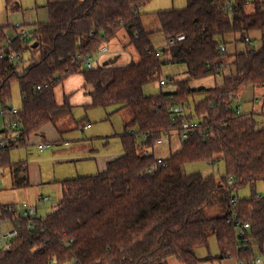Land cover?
Wrapping results in <instances>:
<instances>
[{"label": "trees", "instance_id": "obj_1", "mask_svg": "<svg viewBox=\"0 0 264 264\" xmlns=\"http://www.w3.org/2000/svg\"><path fill=\"white\" fill-rule=\"evenodd\" d=\"M149 1L48 0L47 20L28 29L27 38L15 36L11 44L22 55L30 51V63L22 67L23 62L0 58V106L10 109L13 82L19 84L23 102L10 117V126L20 123L16 144L11 139L0 154V168L10 169L12 188L29 186V178L27 162H12L10 149L72 111L67 100L58 105L54 93L69 75H83L93 99L88 108L106 109L108 117L125 108L132 113L119 135L123 155L95 175L62 181L61 200L45 217H15L7 205H0V221L9 220L17 229L10 248L0 250V264H168L171 258L200 264L212 259L196 254L197 248L208 247L211 236L221 258L253 264L258 254L264 255V195L257 191L264 183V126L258 127L254 111L237 114L235 102L245 87L264 86V0H253L251 13L245 0H187L183 9L160 11L161 31L174 40L161 49L153 45L141 19L140 9ZM4 28L0 53L7 52V45H1L8 38ZM121 30L138 53L137 61L96 69L73 63L77 55L95 53ZM178 35L184 40L176 41ZM253 35L260 46L253 45ZM230 43L235 46L232 74L221 85L191 86L222 72L226 51L220 46ZM239 43L244 47L238 48ZM165 65L184 66L187 77L170 75L167 82L175 85L174 91L145 94L147 85L161 80ZM38 85L42 89L37 91ZM177 106L184 108L182 114L173 111ZM183 119L198 120L200 129L189 131L181 148L150 172L158 159L157 140L172 131L180 136ZM217 162L225 164L220 179L187 170L191 163ZM245 188L249 197L234 196ZM214 207L222 213L209 217L206 211ZM232 209L250 224L246 241L227 224Z\"/></svg>", "mask_w": 264, "mask_h": 264}, {"label": "crops", "instance_id": "obj_2", "mask_svg": "<svg viewBox=\"0 0 264 264\" xmlns=\"http://www.w3.org/2000/svg\"><path fill=\"white\" fill-rule=\"evenodd\" d=\"M185 2L187 3V0H150L140 9L144 28L151 33L150 39L157 49L166 48L169 41V38L161 31V26L157 19V13L160 11L179 9L183 7ZM0 27L8 28L4 25H0ZM5 28L3 31L7 35L10 32ZM10 30L13 32V35L18 33V30H14L12 27H10ZM120 47L121 46H117V48L114 49L115 56L117 57L122 52L118 49ZM129 59L133 60V57L130 55ZM58 89V95L62 94L61 99H58L59 96H57ZM54 93L57 104L62 106L67 100L68 104L72 107V111L68 113L66 110V114L60 115L54 122L46 124L38 132L31 134L24 144L17 143V145L12 147L9 152V157L12 162H27L29 186L16 189L12 188V175L10 169L7 167L0 168L3 170L8 169L11 176L10 185H5L3 187L4 190H8L0 192V205H14L26 202L37 209L39 217H45L59 204L62 196V181L76 176H89L102 172L106 169L108 162L122 156L124 153V148L119 137L123 132L124 127L123 130H119L118 132H115V134H110V132H107L109 134H103L101 129L94 128L95 125L89 122L88 115H86L87 112L92 109L97 110V108H88V105H91L93 99L92 96L87 93L84 85V77L81 73L69 75L60 83V85L58 84L55 87ZM22 106V97L21 101L18 103L14 102L11 104L10 101V107L21 110ZM76 107L84 109V111H82L83 116L78 112L77 118L75 117L73 114V108ZM100 109L105 112V114H103V117H105L104 119L110 120L113 117H108V110L103 108ZM257 112L264 114L262 109L257 110ZM73 131H77V133ZM13 132L15 131H13L10 126V116H6L0 121V137H13L16 144V138L18 136L17 134L12 136ZM69 132H73L71 134L72 136L66 138V135L69 136L67 134ZM113 138H119L121 145L111 147L110 140ZM100 139H103V141L99 142ZM42 142L49 143L51 145L50 147L54 148V150L48 152L46 151L48 148H46L44 151H40L39 145ZM170 142L173 145L176 144L174 139ZM99 143L103 144L105 147L99 148ZM41 153L44 154L41 155ZM158 157L163 158L162 156ZM80 162H83L82 170L78 167ZM87 173H89V175H86ZM41 195H49V200L46 202L39 200ZM53 196L57 198L50 204L49 201H52ZM4 222L9 224L7 228H4ZM0 225L2 227L1 234L10 230L13 226L9 220L0 221ZM216 244L217 249L214 250V253L216 250L219 253L217 255L214 254V256L211 254L203 255L202 257L200 256V258L207 256L212 257L211 260L203 261L200 264H243L240 260L234 257L221 258L217 240ZM263 256L264 255L258 254V257L256 258L261 259L260 264H264ZM253 264L257 263L254 261Z\"/></svg>", "mask_w": 264, "mask_h": 264}, {"label": "rangeland", "instance_id": "obj_3", "mask_svg": "<svg viewBox=\"0 0 264 264\" xmlns=\"http://www.w3.org/2000/svg\"><path fill=\"white\" fill-rule=\"evenodd\" d=\"M47 2L48 0H0V25H4L8 27L7 29L9 30L10 33H8L7 31L8 33L7 36L9 37L14 36L13 32H11L10 30V27L13 28V26H15L16 24H20L24 28L31 30L34 27L35 23L46 21L48 18V13L46 9ZM186 6H187V3L185 2L183 7L179 9H183ZM246 8H248L247 11L251 13L253 12L254 5L252 3L247 4ZM118 35L119 36H116L114 39H112V42L110 41L107 44L110 52L109 54L104 56L103 63L115 57L116 54L114 52V49H116L117 46H121L118 49H120L122 52L121 54L118 55L119 58L115 64L120 65V66L125 65L126 63L130 62L129 61L130 55L133 57L134 61H137L139 59L138 53L136 52L135 48L130 44L129 38L127 36V32L125 30H121ZM251 37L253 40V45L255 47H258L261 45V40L260 38H258L257 35H253ZM5 44H6L5 39H3L1 42V45H5ZM237 47L238 48L244 47V43L237 44ZM234 51H235V46L231 43L227 44L226 53L224 54L225 67L222 70V72L218 74L216 77H208L200 81L194 80L192 81L191 86L195 88H204V87H212V86L221 85L223 83L224 77L232 74L233 68L231 66V62L234 59V55H233ZM30 58H31L30 51H26L23 54L22 67L23 66L26 67L30 63ZM163 58H166V57L163 56ZM170 75H175L177 79H183L187 77L184 66L165 65L162 67L161 79L166 80V84L160 85V81L157 80L156 82H153L152 84H149L145 87L144 89L145 94L157 95L161 91L163 92L174 91L175 85L169 81L167 82L168 76ZM58 92H59V89L57 90V96H59L58 99H61L62 94L58 95ZM200 99L201 97H196L195 101H198ZM20 101H21V94H20L19 85L18 83L13 82L11 85V104L14 102L18 103ZM235 102L237 103L236 105L237 107L241 105L242 110H244V113L249 112V111H254L255 117L258 121V127L264 126V121H263L264 114L257 112V110H260V109L264 111V86L245 87L239 92L238 96H236ZM191 103L193 104V101H191ZM82 111H84V109L82 108H78V107L73 108V114L75 115L76 118H77L78 112L82 115ZM103 114H105V112L100 108H97V110L92 109L86 114L88 115L87 117L89 118V122L95 125L94 128L101 129L103 134L107 132H110V134H115V132H118L119 130H123L124 124L128 123L132 119V113L129 108H125L120 113L114 114L110 120L104 119L105 117H103ZM73 132L77 133V131H73ZM73 132L67 133L69 136L66 135V138H70ZM16 134L17 132L15 131L12 133V136ZM173 139L176 143L175 145H173L170 142ZM102 141L103 139L99 140V142H102ZM110 142H111V147H114L115 145H118V146L121 145L119 138H113L110 140ZM170 143H171V147H170ZM181 145H182V142L180 140L178 133L176 131H172L170 136L165 137V141L163 145L156 146L155 154L157 156H162L163 158H166L171 153L179 150L181 148ZM98 147L104 148L105 146L99 143ZM52 150H54V148L49 147L46 151L50 152ZM43 154L44 153H41V155ZM80 163L78 167H80V170H82L83 162H80ZM187 170L188 172L201 171L204 175H214L215 178L220 179L223 175H225V164L224 162H217L216 164H210V166H208L207 164H204V163H191L187 165ZM86 175H89V173H87ZM10 180H11V176H10L9 170L0 169V192L8 190V189L4 190L3 187L5 185L9 186ZM257 191L260 194L264 195V183L258 184ZM250 194H251L250 189L245 188L239 191L238 193H234V196L238 198H244V197H249ZM53 197H52V201H49L50 204L54 202L57 198L55 196ZM206 213L209 217H212L218 214L220 215L222 211L219 208L214 207L210 210L208 209ZM3 226H5L4 228H7L9 224L7 222H4ZM1 230H2V227L0 225V236H1ZM215 249H217L216 240H215V237L211 236L209 238L208 247L203 246V247L197 248L196 254L198 257L200 256L202 257L203 255H210V254L214 256V254L217 255L219 253L217 250L214 253ZM168 264H182V263L179 262L175 258H171L169 259Z\"/></svg>", "mask_w": 264, "mask_h": 264}, {"label": "built area", "instance_id": "obj_4", "mask_svg": "<svg viewBox=\"0 0 264 264\" xmlns=\"http://www.w3.org/2000/svg\"><path fill=\"white\" fill-rule=\"evenodd\" d=\"M245 2H246V4H250L253 2V0H245ZM14 27L17 28L18 33L14 36L7 38V40L5 41L6 42L5 45H7V52H1L0 58L7 56L8 59L12 63H22L23 62V55L15 52V51H12L11 50L12 49L11 44L14 41L15 36H17V35L22 39L27 38L28 37V29L24 28L20 24H16ZM184 38H185L184 35H178L176 41H183ZM246 42L251 44L252 40L249 37H247ZM173 43H174V40H169L168 46L172 45ZM220 51L224 53L226 51V46L221 45ZM109 52H110L109 47L107 46V43H105V44L101 45L95 53H92V54L87 55V56L77 55L75 58H73V63L82 64L84 69H96L99 67H103L104 66L103 58L105 55L109 54ZM165 84H166V80L161 79L160 85H165ZM41 89H42V86H40V85H38L36 88L37 91L41 90ZM237 108H238L237 114L240 115L244 112V110H242L241 105H239ZM172 109L175 112V114H182L184 112V108L182 106L173 107ZM18 112H19V110L14 108V107H10V109L7 110L3 106H0V121L3 118H5L6 116L12 117L13 115L18 114ZM19 126H20V123L17 121V122H14L11 127H12L13 131H16V129H18ZM182 128H183L182 132L179 136L181 142H183L185 139L188 138L189 131L193 132L197 129H200V124H199V121L195 120V119L193 121L183 119L182 120ZM201 135L205 136V134L203 132H201ZM17 136H18V132H17ZM167 136L168 135H165V137H167ZM165 137L157 140L156 145L157 146L163 145L164 141H165ZM11 139H13V137H9V136L0 137V154L2 153L3 150L6 149L8 143L10 142ZM50 146L51 145L49 143L42 142L39 145V150L44 151L46 148H49ZM143 153H144V155H150V150H144ZM162 161H163V159L161 157H158L157 163L154 165V167L149 168V171L151 172L157 166V164L162 163ZM39 200L46 202L49 200V197L46 195H41L39 197ZM237 203H238V199H236V198L232 199L231 205L233 207ZM5 208L7 209L8 212L13 213L15 215V217H20V218L22 217V218L31 219V220L39 218V216L37 214V209L34 206H32L26 202H23L20 204H14V205L9 204ZM227 224L230 226H234L236 229V233H237L238 237L240 239H243L244 241H246V233H247L248 229L250 228V224L247 222H242V220L240 219L238 214L233 209L231 210V214L227 218ZM29 227H34V224H30ZM16 235H17V229L14 228L13 226L10 230L3 232L0 236V250H7L8 248H10L12 240ZM255 262L257 264H260L261 259H256ZM51 264H57V263L51 262ZM75 264H78V263H75Z\"/></svg>", "mask_w": 264, "mask_h": 264}, {"label": "water", "instance_id": "obj_5", "mask_svg": "<svg viewBox=\"0 0 264 264\" xmlns=\"http://www.w3.org/2000/svg\"><path fill=\"white\" fill-rule=\"evenodd\" d=\"M36 46H37V43H35V44L33 45V47H36ZM117 61H118V57L115 56L114 58H111V59L105 61V62H104V66H107L108 64H115Z\"/></svg>", "mask_w": 264, "mask_h": 264}]
</instances>
